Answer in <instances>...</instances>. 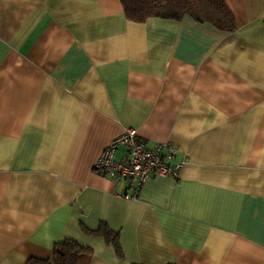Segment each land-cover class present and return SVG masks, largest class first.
Listing matches in <instances>:
<instances>
[{
    "label": "crops",
    "instance_id": "obj_1",
    "mask_svg": "<svg viewBox=\"0 0 264 264\" xmlns=\"http://www.w3.org/2000/svg\"><path fill=\"white\" fill-rule=\"evenodd\" d=\"M223 5L229 31L132 22L119 0H0V264L63 240L80 264H264V0ZM128 129L184 161L135 201L92 172Z\"/></svg>",
    "mask_w": 264,
    "mask_h": 264
},
{
    "label": "built area",
    "instance_id": "obj_2",
    "mask_svg": "<svg viewBox=\"0 0 264 264\" xmlns=\"http://www.w3.org/2000/svg\"><path fill=\"white\" fill-rule=\"evenodd\" d=\"M123 149V155L116 159V153ZM176 150L164 143L151 146L140 141L134 129H128L114 137L101 151L92 165V172L112 181L121 180L129 184L130 194L126 200L135 201L142 186L153 177L178 179L184 161L173 162Z\"/></svg>",
    "mask_w": 264,
    "mask_h": 264
},
{
    "label": "trees",
    "instance_id": "obj_3",
    "mask_svg": "<svg viewBox=\"0 0 264 264\" xmlns=\"http://www.w3.org/2000/svg\"><path fill=\"white\" fill-rule=\"evenodd\" d=\"M187 1L181 0V5L179 6L175 0H119L126 19L136 23L144 22L152 17L177 20L180 15L189 14L196 20L209 21L220 29L229 31L232 28L231 15L224 7L223 0H212L214 5L211 6L212 10H209V12L214 11V13H206L205 16H200V14L189 9L195 11L206 4H200L195 2V0ZM90 235L101 236L106 242L112 244L115 251L120 254L117 236L111 235L105 229L95 231ZM85 252L73 241L63 240L53 247L50 258L45 260L29 258L25 264H80Z\"/></svg>",
    "mask_w": 264,
    "mask_h": 264
},
{
    "label": "rangeland",
    "instance_id": "obj_4",
    "mask_svg": "<svg viewBox=\"0 0 264 264\" xmlns=\"http://www.w3.org/2000/svg\"><path fill=\"white\" fill-rule=\"evenodd\" d=\"M172 1H173V0H172ZM175 1H176V3H177L179 6L181 5V2H180L181 0H175ZM188 1H189V0H188ZM188 1H187V2H188ZM195 2H198V3H200V4H206V5L201 6L199 9H196L195 11L189 9L190 11H192V12H196V13L200 14V16H205L206 13H209V14H213V13H214V11L209 12V10H212V9H211V6L214 5V3H213L212 0H207V1H205V0H195ZM196 8H197V7H196Z\"/></svg>",
    "mask_w": 264,
    "mask_h": 264
}]
</instances>
